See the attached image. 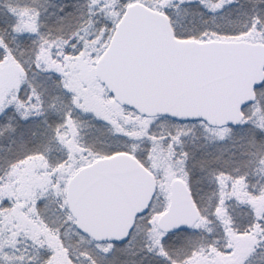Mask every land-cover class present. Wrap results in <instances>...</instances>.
Wrapping results in <instances>:
<instances>
[{
    "label": "snow or ice",
    "instance_id": "6c2138e0",
    "mask_svg": "<svg viewBox=\"0 0 264 264\" xmlns=\"http://www.w3.org/2000/svg\"><path fill=\"white\" fill-rule=\"evenodd\" d=\"M0 264H264V0H0Z\"/></svg>",
    "mask_w": 264,
    "mask_h": 264
}]
</instances>
